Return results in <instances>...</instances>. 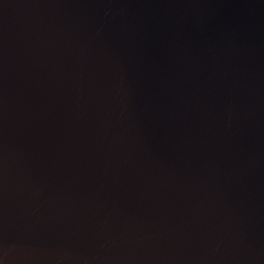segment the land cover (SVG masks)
<instances>
[{"label": "water", "instance_id": "1", "mask_svg": "<svg viewBox=\"0 0 264 264\" xmlns=\"http://www.w3.org/2000/svg\"><path fill=\"white\" fill-rule=\"evenodd\" d=\"M0 264H264V0H0Z\"/></svg>", "mask_w": 264, "mask_h": 264}]
</instances>
